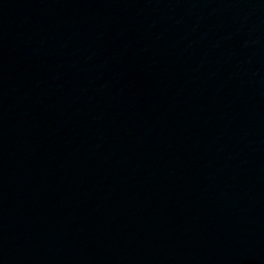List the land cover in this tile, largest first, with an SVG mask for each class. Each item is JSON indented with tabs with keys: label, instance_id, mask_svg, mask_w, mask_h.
Wrapping results in <instances>:
<instances>
[{
	"label": "water",
	"instance_id": "95a60500",
	"mask_svg": "<svg viewBox=\"0 0 264 264\" xmlns=\"http://www.w3.org/2000/svg\"><path fill=\"white\" fill-rule=\"evenodd\" d=\"M0 264H264V0H0Z\"/></svg>",
	"mask_w": 264,
	"mask_h": 264
}]
</instances>
